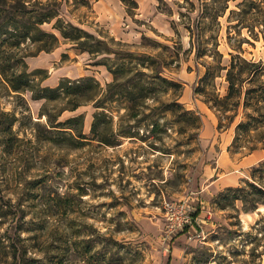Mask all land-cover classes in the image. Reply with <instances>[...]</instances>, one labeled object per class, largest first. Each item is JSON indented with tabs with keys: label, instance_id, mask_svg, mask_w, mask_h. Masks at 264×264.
I'll list each match as a JSON object with an SVG mask.
<instances>
[{
	"label": "rangeland",
	"instance_id": "374dc122",
	"mask_svg": "<svg viewBox=\"0 0 264 264\" xmlns=\"http://www.w3.org/2000/svg\"><path fill=\"white\" fill-rule=\"evenodd\" d=\"M28 1L31 7L38 1L49 3L59 18L105 41L110 50L99 55L82 52L60 36L53 27L56 19L45 22L41 28L58 36L57 47L38 52L27 41L14 50L28 72L44 70L38 76L45 79H36L41 87L54 88L63 78L92 76L105 89L113 82L106 64L114 65L115 52L149 56L162 76L182 85L180 96L171 87L141 104L109 105L111 130L103 133L102 125L99 136L114 142L110 145L91 133L93 115L101 110L93 101L72 110L67 98L48 102L34 99L28 91L13 92L0 75V126L15 119L16 138L6 150V138L0 133V198L18 204L11 214L15 212L16 219L29 221L44 215L47 224L43 236L21 242L29 246L28 255L47 264H264V204L244 222L243 203L225 197L230 194L228 188L199 202L200 189L210 181H202L203 173L210 166H245L237 172L236 187H242L246 180L254 182L251 171L264 160L263 144L254 133L245 145L257 141L259 149L250 156L245 157L247 148L229 150L236 124L250 111L240 105L236 111L221 114L195 93L203 65L211 62L210 57L195 58L187 29L194 26L200 1L189 0L194 5L187 0ZM242 1L228 0L218 24L213 22L211 30L202 34L204 39L218 41L224 63L230 52L264 59L261 34L257 39L236 26ZM17 2L8 0L5 7ZM226 86L224 77H218L215 92L224 95ZM176 99L192 114L183 115L181 107L169 105ZM80 114L82 122L73 127L80 128L85 138L72 129L55 131L60 130L54 127L57 122ZM129 131L133 136H122ZM261 175L255 183L264 186ZM34 184L39 191L32 188ZM40 196L53 207L38 204ZM57 199L61 200L59 209ZM179 200L188 201L194 216L200 206H209L200 213L206 220L200 223L206 232L204 240L182 233L164 239L163 202ZM12 226L14 221L8 220L1 231L12 232ZM32 235L24 231L21 238Z\"/></svg>",
	"mask_w": 264,
	"mask_h": 264
},
{
	"label": "trees",
	"instance_id": "16d2710c",
	"mask_svg": "<svg viewBox=\"0 0 264 264\" xmlns=\"http://www.w3.org/2000/svg\"><path fill=\"white\" fill-rule=\"evenodd\" d=\"M18 1L15 5L11 4L5 7L8 0H0V75L11 91L16 93L28 91L32 93L34 99H44L48 102L67 98L68 102L73 103L72 110L93 101L94 106L101 108V110L93 115L91 133L96 135V140L110 145H113L114 142L99 136V129L102 125H104L103 133L111 130L113 117L108 114L112 112L108 109L109 105L128 102L141 104L147 98L156 97V93L168 92L171 87L177 88L178 96H180L182 85L162 76V73L156 68L154 59L144 54L124 52H115L117 61L113 66L106 64L108 71L113 75V82L107 84L105 89L92 76L77 79L63 78L54 88L41 87V82L36 81V79H45V77L38 76L44 70L28 72L24 59L18 57L14 50L19 49L27 41L35 44L38 52H49L57 47L58 36L41 28L45 22L56 19L53 27L60 36L82 52L87 51L90 54L99 55L109 53L110 50L105 41L72 22L59 18L58 10L49 7V3L38 1L31 7L32 5L28 0ZM83 1L86 3L87 0ZM199 1L200 4L197 7L199 13L193 21L194 26H187V29L190 32L191 47L193 46L195 49V58L199 61L205 57H210L211 62L203 65L204 73L198 87L195 88V93L203 96L204 102L211 109L221 114L236 111L240 105L244 111H250L245 113V120L236 124L234 139L229 150L234 148V152H239L241 149L247 148L249 154L259 149L255 144L257 141L252 142L251 146L245 145V143L251 142L249 136L252 133L257 135L258 141L263 144L261 149H264V134L261 132L264 127V59H247L240 54L230 52L229 58L224 63L223 54L217 49L218 41L204 39L202 34L211 30L213 22L218 24V17L228 8V0ZM190 4L194 5L192 2ZM239 6L240 11L237 13L239 18L236 26L246 28L254 38L258 39L259 34H261L264 39V0H243ZM256 27L259 29L258 33L254 32ZM134 61L137 62L134 63ZM138 68L147 69L148 72L140 71ZM222 76L227 86L225 94L221 96L215 91L216 79ZM176 101L177 99L169 105L181 107L183 115L192 114ZM195 119L198 117L195 116ZM82 120L83 115L80 114L63 122H57L54 127H60V130H55V128L51 130L66 132L65 129H72L76 136L85 138L80 128L73 127L80 124ZM14 121L15 119L9 120L0 126V133L6 138L3 144L6 150L13 146L16 139L12 131ZM49 122L53 123L52 120ZM220 124L221 121L219 120L218 128L221 127ZM130 134V131L123 132L122 136H133ZM257 172L259 173L258 176H256ZM263 173L264 160L259 162L251 171L254 182L246 180L242 187L228 188L230 194H226L225 197H230L233 201L241 200L244 212H254L259 204H264V186L255 183L256 178L260 177L261 174L263 177ZM32 188L37 191L40 189L37 184L32 185ZM60 202V199L55 202L58 209ZM38 204L53 207L45 196L39 197ZM17 206L18 204L14 205L9 200L4 201L0 198V264H47L43 259H36L28 255L29 246L21 243L26 240L33 241L35 238L43 236L47 228L46 218L43 215L39 219L29 221L18 220L22 217L16 219L15 212L11 216ZM8 220L14 221V226L10 228L12 232H9L8 229L2 232L1 227ZM24 231L33 233V235L21 238Z\"/></svg>",
	"mask_w": 264,
	"mask_h": 264
},
{
	"label": "built area",
	"instance_id": "2783aa9c",
	"mask_svg": "<svg viewBox=\"0 0 264 264\" xmlns=\"http://www.w3.org/2000/svg\"><path fill=\"white\" fill-rule=\"evenodd\" d=\"M162 208L167 221L164 239H172L181 233L190 239L206 238V232L200 224L203 222L193 215L194 212L187 200L164 201Z\"/></svg>",
	"mask_w": 264,
	"mask_h": 264
},
{
	"label": "crops",
	"instance_id": "0c3cea01",
	"mask_svg": "<svg viewBox=\"0 0 264 264\" xmlns=\"http://www.w3.org/2000/svg\"><path fill=\"white\" fill-rule=\"evenodd\" d=\"M250 156H245L246 158ZM244 157V158H245ZM245 166H210L209 172L203 173L202 181L206 182V180H210L208 184H206L204 187L199 191V194H201L202 199H200V203L203 204L207 200L208 195H217L219 192L224 191L226 188L230 187H236L239 182V175L237 172H242ZM211 172V174H209ZM239 200H236V202ZM237 205V204H236ZM203 208H209V206H200V212H198L197 217L201 221H203L206 224V220H204L200 213L203 212ZM244 214V222L249 221L251 219L252 212Z\"/></svg>",
	"mask_w": 264,
	"mask_h": 264
},
{
	"label": "bare ground",
	"instance_id": "6f19581e",
	"mask_svg": "<svg viewBox=\"0 0 264 264\" xmlns=\"http://www.w3.org/2000/svg\"><path fill=\"white\" fill-rule=\"evenodd\" d=\"M262 209V207H260V210Z\"/></svg>",
	"mask_w": 264,
	"mask_h": 264
}]
</instances>
